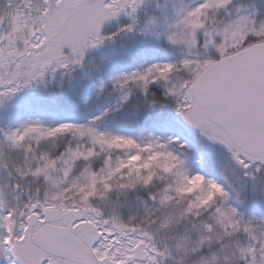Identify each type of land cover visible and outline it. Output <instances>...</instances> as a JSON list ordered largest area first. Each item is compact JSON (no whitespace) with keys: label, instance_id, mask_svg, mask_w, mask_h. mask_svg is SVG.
I'll return each instance as SVG.
<instances>
[{"label":"snow or ice","instance_id":"6c2138e0","mask_svg":"<svg viewBox=\"0 0 264 264\" xmlns=\"http://www.w3.org/2000/svg\"><path fill=\"white\" fill-rule=\"evenodd\" d=\"M0 264H264V0H0Z\"/></svg>","mask_w":264,"mask_h":264}]
</instances>
